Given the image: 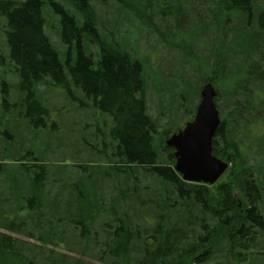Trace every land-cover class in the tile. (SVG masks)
<instances>
[{"label": "trees", "instance_id": "trees-1", "mask_svg": "<svg viewBox=\"0 0 264 264\" xmlns=\"http://www.w3.org/2000/svg\"><path fill=\"white\" fill-rule=\"evenodd\" d=\"M46 1L58 18L62 55L46 36L43 0H0V63L18 78L12 106L28 128L44 129L48 111L38 88L53 86L74 101L80 92L89 108L111 119L98 150L109 162L78 167L81 176L72 182L59 177L53 192L56 182L32 151L0 133V161L17 166L0 168L10 184L0 190V264H264V0L169 1L172 19L157 27L159 39L167 33L175 41V30L216 35L211 60L231 85L216 90L221 123L213 154L230 157L232 173L213 185L183 182L173 151L164 142L156 150L141 64L98 37L88 0H67L81 24ZM189 6L205 13L187 17ZM9 87L1 81L3 107L11 106ZM171 134L164 131V140ZM10 175L21 181L11 183Z\"/></svg>", "mask_w": 264, "mask_h": 264}, {"label": "rangeland", "instance_id": "rangeland-1", "mask_svg": "<svg viewBox=\"0 0 264 264\" xmlns=\"http://www.w3.org/2000/svg\"><path fill=\"white\" fill-rule=\"evenodd\" d=\"M52 1L63 6L77 23H82V16L80 17L75 5L67 0ZM169 1L174 3L173 0H88L87 2L88 15L96 22L98 37L108 47L127 53L141 64L144 80L143 97L147 115L157 131L154 144L159 154L160 144L166 140L162 135L163 132L169 129L174 133L187 123L188 115L194 112L199 103V93L205 80L211 79L209 83L221 93L227 92L231 85L229 80L220 81L216 65L219 62L211 60L210 49L213 41H216L215 34H209L204 29L194 35L175 30V41L171 37L167 38V33H163L160 39L157 37L158 31L162 32L157 27L164 28L166 26L164 20L169 23L172 19L169 15ZM199 12L205 13L203 8L199 10L196 8L193 11L189 6L186 15L194 17ZM43 13L46 21V36L62 55L64 48L59 40L58 18L51 13L46 0H43ZM184 23L189 25L187 20ZM170 26L173 27L172 22ZM1 35L0 31V51L5 53ZM87 47L90 52H97L95 46L88 44ZM219 59L220 56L217 55V61ZM232 65L233 63L229 62L230 71L234 69ZM11 68L7 62L0 63V85L2 80L8 82L11 101V106L3 107L0 90L1 139L9 143L13 135L12 138L23 143L26 150L32 151L39 163L45 166L48 179L56 182L53 192L61 185L59 177L72 182L77 176H81L78 167L93 166L92 168L97 170L108 166L109 161L99 155L98 150L102 149L105 138L107 140L106 134L111 127V119L89 108V101L85 100L78 90L79 95L74 101L53 86H40L39 96L48 111L47 125L44 129L28 128L20 121L19 108L12 106L17 100L15 83H18V78L12 75ZM227 69L226 73L224 71L226 76ZM73 91L78 94L76 90ZM3 159L5 158L2 156L0 160ZM1 161L0 168H3L4 172L9 168L17 169L16 163L13 164L10 158L4 160V164ZM97 163L101 167L97 166ZM228 170L227 175L219 181L231 180L228 177V174L232 173L231 163ZM8 179L11 183L13 180L21 181L12 175ZM9 185L6 177L0 176V190L7 191ZM13 237L33 244V241L23 237L16 235ZM87 263L100 264L95 259L87 260Z\"/></svg>", "mask_w": 264, "mask_h": 264}, {"label": "water", "instance_id": "water-1", "mask_svg": "<svg viewBox=\"0 0 264 264\" xmlns=\"http://www.w3.org/2000/svg\"><path fill=\"white\" fill-rule=\"evenodd\" d=\"M200 98L193 120L170 136L165 147L173 150V170L183 182L213 185L228 164L213 155V139L221 119L214 101L216 91L211 83L202 87Z\"/></svg>", "mask_w": 264, "mask_h": 264}]
</instances>
